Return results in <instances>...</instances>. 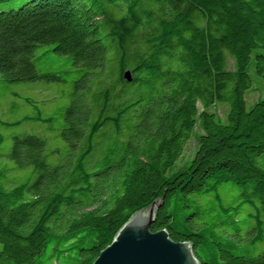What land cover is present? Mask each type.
Segmentation results:
<instances>
[{
	"label": "trees",
	"instance_id": "trees-1",
	"mask_svg": "<svg viewBox=\"0 0 264 264\" xmlns=\"http://www.w3.org/2000/svg\"><path fill=\"white\" fill-rule=\"evenodd\" d=\"M250 68L264 0H0V264H94L155 201L201 264H264Z\"/></svg>",
	"mask_w": 264,
	"mask_h": 264
},
{
	"label": "water",
	"instance_id": "water-1",
	"mask_svg": "<svg viewBox=\"0 0 264 264\" xmlns=\"http://www.w3.org/2000/svg\"><path fill=\"white\" fill-rule=\"evenodd\" d=\"M125 78L131 81L130 74ZM161 206L155 201L136 212L94 264H200L191 243L174 241L167 230L152 231Z\"/></svg>",
	"mask_w": 264,
	"mask_h": 264
},
{
	"label": "rangeland",
	"instance_id": "rangeland-1",
	"mask_svg": "<svg viewBox=\"0 0 264 264\" xmlns=\"http://www.w3.org/2000/svg\"><path fill=\"white\" fill-rule=\"evenodd\" d=\"M230 68L233 69L234 68V64L232 62H230ZM250 75L252 76V80H253V87L252 89L249 91L250 93L247 95V107L250 108L252 107V105L258 100V98H260L261 96H264V82L262 79H260L259 77L255 76L253 73V68H250L249 70ZM263 93V94H262ZM46 94V93H44ZM49 96V95H48ZM50 98V97H49ZM217 106V112L219 114V120L221 122H226V109H228V106L226 105H222L223 107H225V111L224 108L221 107V105H216ZM93 118L91 119L92 122ZM31 130L32 128L29 127L27 128V126L22 127L19 130H15L13 133L16 134H25L28 132V130ZM32 131V130H31ZM199 133V129H196V136L195 138H193L186 146L185 151L183 153V156L181 157V159L179 161L176 162L175 166L173 167L172 170H175L180 164H183L187 159L191 158L193 153L196 150L197 147V134ZM10 144V143H9ZM11 145V144H10ZM9 145V146H10ZM64 147H66L67 143L66 141H60V144ZM194 249V248H193ZM264 252V243L260 244L255 251V254H260ZM197 257V256H196ZM201 264V263H200Z\"/></svg>",
	"mask_w": 264,
	"mask_h": 264
}]
</instances>
